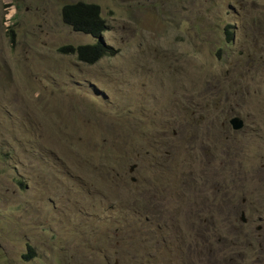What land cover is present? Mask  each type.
Segmentation results:
<instances>
[{
	"label": "rangeland",
	"instance_id": "1",
	"mask_svg": "<svg viewBox=\"0 0 264 264\" xmlns=\"http://www.w3.org/2000/svg\"><path fill=\"white\" fill-rule=\"evenodd\" d=\"M0 264H264V0H0Z\"/></svg>",
	"mask_w": 264,
	"mask_h": 264
},
{
	"label": "trees",
	"instance_id": "2",
	"mask_svg": "<svg viewBox=\"0 0 264 264\" xmlns=\"http://www.w3.org/2000/svg\"><path fill=\"white\" fill-rule=\"evenodd\" d=\"M61 15L65 25L71 27L76 32L90 35L98 40L101 39L103 34L108 30L107 22L102 16L101 7L96 4L82 1L66 4L62 8ZM226 35L228 41L232 42L233 33L227 28ZM58 51L66 56H76L78 61L88 66H94L104 58L116 57L119 54V50L109 46L101 40L90 45L78 47L69 45L60 47ZM32 257V248L29 247V254L25 255L23 258L25 260H30Z\"/></svg>",
	"mask_w": 264,
	"mask_h": 264
},
{
	"label": "water",
	"instance_id": "3",
	"mask_svg": "<svg viewBox=\"0 0 264 264\" xmlns=\"http://www.w3.org/2000/svg\"><path fill=\"white\" fill-rule=\"evenodd\" d=\"M237 122H236V120L234 121H232L231 122V124H232V127L234 128V129H239V128H241L242 126H237V124H236ZM134 169V167H132L131 168V171Z\"/></svg>",
	"mask_w": 264,
	"mask_h": 264
},
{
	"label": "clouds",
	"instance_id": "4",
	"mask_svg": "<svg viewBox=\"0 0 264 264\" xmlns=\"http://www.w3.org/2000/svg\"><path fill=\"white\" fill-rule=\"evenodd\" d=\"M106 22H107V21H106ZM107 27H108V25H107ZM100 40H101V41H103V36H102V38H101V39H99L98 41H100ZM103 42H104V41H103ZM100 62H101V61H100ZM231 126H232V125H231Z\"/></svg>",
	"mask_w": 264,
	"mask_h": 264
}]
</instances>
